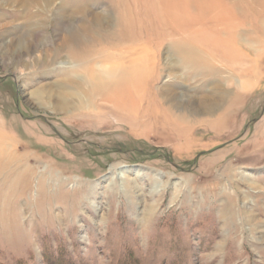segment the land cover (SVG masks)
I'll return each mask as SVG.
<instances>
[{
    "label": "rangeland",
    "instance_id": "374dc122",
    "mask_svg": "<svg viewBox=\"0 0 264 264\" xmlns=\"http://www.w3.org/2000/svg\"><path fill=\"white\" fill-rule=\"evenodd\" d=\"M155 1L0 0V152L13 158L0 264H264V0L189 26L217 36L224 60L166 38ZM117 15L155 54L148 96L184 113V131L146 106L130 119L87 103L63 79L68 45L97 49Z\"/></svg>",
    "mask_w": 264,
    "mask_h": 264
},
{
    "label": "bare ground",
    "instance_id": "6f19581e",
    "mask_svg": "<svg viewBox=\"0 0 264 264\" xmlns=\"http://www.w3.org/2000/svg\"><path fill=\"white\" fill-rule=\"evenodd\" d=\"M223 1L224 0H156V15L158 16V22H160L162 27L164 26V36L167 38L173 34L181 35L182 39L184 38L183 44L186 46H192L194 49L195 47L198 49V47L200 48V46H203V53H208L209 56L214 57V59L215 57H221L223 59L224 55L226 57L224 52L227 50L217 49V47H213L208 44L209 41L213 42V44L220 43L217 36H214L213 39L206 40V37L204 36H207L209 31L205 27L194 31L189 30V26L191 24H193V26L194 24L202 25L201 19L205 17L211 19L215 26V23L222 21L225 18L224 16H227L225 12H230L231 8L236 13L244 15V19H246L247 15L245 16V13L250 11L249 9L251 8V3L253 2V0H236L237 4L231 6L230 3ZM151 6L153 9L152 4ZM123 10L124 9H122V11ZM125 10L127 11V9ZM198 16L201 18L200 20H198ZM229 16H231V14ZM122 17H124V15H122ZM230 18L232 19V17ZM93 20L96 23H101L104 21V17L102 14L97 13L93 16ZM116 20V26L119 28L118 32L112 33L107 37L101 36L99 38H92L91 43L92 45H96L98 47L97 49H87L85 47L81 50L78 49L80 50L79 52H74L72 49L73 46L70 49L68 45L67 57L71 59L72 66L74 60L76 69L72 72H67L63 79H65V81L69 84L78 88V90H80L83 95L82 97L87 103L93 101L94 98L99 97L103 103H110V106L113 105L117 111H124L126 115H128L127 112H129L131 115H129L130 119H137L140 117V109L138 111V107L142 108L146 106V108H151L152 112L150 115L155 116V118L160 116V121L168 125V127H171L177 131H184L188 127V124H186L187 117L183 115L184 113L174 114L173 111H171L172 109H167V112L164 111L165 113L161 109L158 113L159 110L154 104V101L157 100L155 98L157 97L148 96V93L151 92L150 82L153 79L154 73L156 72V62L155 54L151 52L149 45H147L142 40L143 34L139 36V34L133 31V25L136 24L135 22L133 24L131 18H129L130 21L127 19L123 20L119 15H117ZM225 21L231 22L230 20ZM231 24H233V22ZM129 26L131 27L130 31H128ZM234 26L237 27L235 24ZM169 28H171L172 31H169ZM229 28L227 30H233ZM223 34L224 33H222V35ZM231 36L232 35H230L228 40L233 37ZM232 39L233 41L235 40V38ZM141 40L144 43H142ZM209 45L213 48H211ZM48 55L52 57L50 53ZM237 56H239V53ZM97 58H101L100 60L102 61V64H99V66L94 64L95 59ZM170 60L171 58L168 60L169 64L171 63ZM157 103H159L158 100ZM6 153L7 152H5V149L3 152H0V174L1 172L6 174L7 172L4 171L5 167H7L9 164H12L11 160H13V158H10L9 155L7 156Z\"/></svg>",
    "mask_w": 264,
    "mask_h": 264
}]
</instances>
